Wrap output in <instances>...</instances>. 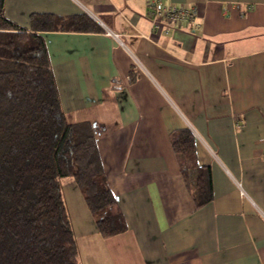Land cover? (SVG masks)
<instances>
[{"label": "crops", "instance_id": "obj_1", "mask_svg": "<svg viewBox=\"0 0 264 264\" xmlns=\"http://www.w3.org/2000/svg\"><path fill=\"white\" fill-rule=\"evenodd\" d=\"M147 1L4 0L25 29L36 13L85 15L101 30L40 34L60 108L90 125L127 227L100 239L68 184L78 264H264V0H160L198 18L159 33ZM176 129L210 169L212 200L199 209L168 141Z\"/></svg>", "mask_w": 264, "mask_h": 264}, {"label": "trees", "instance_id": "obj_2", "mask_svg": "<svg viewBox=\"0 0 264 264\" xmlns=\"http://www.w3.org/2000/svg\"><path fill=\"white\" fill-rule=\"evenodd\" d=\"M100 32L87 16L30 14L28 28L4 15L0 0V264H78L61 195L70 178L107 239L126 231L107 187L88 123H69L46 54L43 32ZM134 80L131 75L130 81ZM195 209L212 200L210 169L198 166L187 129L168 134Z\"/></svg>", "mask_w": 264, "mask_h": 264}, {"label": "built area", "instance_id": "obj_3", "mask_svg": "<svg viewBox=\"0 0 264 264\" xmlns=\"http://www.w3.org/2000/svg\"><path fill=\"white\" fill-rule=\"evenodd\" d=\"M146 13L149 21V29L152 33L166 32L165 25L179 27L191 24L198 18L195 9L183 5H163L160 0H148ZM147 38V37H145Z\"/></svg>", "mask_w": 264, "mask_h": 264}, {"label": "rangeland", "instance_id": "obj_4", "mask_svg": "<svg viewBox=\"0 0 264 264\" xmlns=\"http://www.w3.org/2000/svg\"><path fill=\"white\" fill-rule=\"evenodd\" d=\"M72 182L73 181L70 178H62L60 180L61 192H62V195L64 197L63 201H64V204L68 207L69 210H71L70 206H71V204L73 205V202H72V199H71L72 197L70 195V192L66 189V186L68 184L73 185Z\"/></svg>", "mask_w": 264, "mask_h": 264}]
</instances>
